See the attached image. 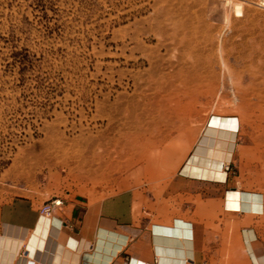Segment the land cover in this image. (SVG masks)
I'll use <instances>...</instances> for the list:
<instances>
[{
  "label": "rangeland",
  "instance_id": "rangeland-1",
  "mask_svg": "<svg viewBox=\"0 0 264 264\" xmlns=\"http://www.w3.org/2000/svg\"><path fill=\"white\" fill-rule=\"evenodd\" d=\"M250 1L0 0V206L168 196L220 123L238 132L229 176L262 183L264 9Z\"/></svg>",
  "mask_w": 264,
  "mask_h": 264
},
{
  "label": "crops",
  "instance_id": "crops-1",
  "mask_svg": "<svg viewBox=\"0 0 264 264\" xmlns=\"http://www.w3.org/2000/svg\"><path fill=\"white\" fill-rule=\"evenodd\" d=\"M237 134L210 125L168 196L67 193L54 218L40 214L49 198L13 197L0 206V264H264V181L226 170ZM164 151L169 174L178 150Z\"/></svg>",
  "mask_w": 264,
  "mask_h": 264
},
{
  "label": "built area",
  "instance_id": "built-area-1",
  "mask_svg": "<svg viewBox=\"0 0 264 264\" xmlns=\"http://www.w3.org/2000/svg\"><path fill=\"white\" fill-rule=\"evenodd\" d=\"M228 4L233 0H224ZM253 5L258 8L264 9V0H251ZM64 204V200L61 196H52L47 199L40 208L41 216L54 217V212L57 208L62 207Z\"/></svg>",
  "mask_w": 264,
  "mask_h": 264
},
{
  "label": "bare ground",
  "instance_id": "bare-ground-1",
  "mask_svg": "<svg viewBox=\"0 0 264 264\" xmlns=\"http://www.w3.org/2000/svg\"><path fill=\"white\" fill-rule=\"evenodd\" d=\"M239 4H241V3H239ZM236 6H237V4H236ZM241 6H242V4H241ZM241 6H238L237 7V12L239 13V14H241V12H242V8H241ZM121 141H120V139H118V140H116V143H120ZM141 156V155H140ZM97 157H98V159H97ZM97 157H96V159L97 160H99V164L101 165V166H103V164L105 163V161L103 160V155L102 154H97ZM154 157H150V159H151V161H152V159H153ZM135 156L133 155V157H131V158H129L128 160H126V161H122L121 159L120 160H118V162H116V163H112V162H109L106 166L108 167V169H112V170H122L123 168H125V167H127L128 165H131V164H133V162L135 161ZM136 172H137V170H136ZM123 181V180H122ZM96 215V214H95ZM52 218H54V217H52ZM51 223V222H50ZM51 225V224H50ZM105 244H106V241H105ZM184 244V243H183ZM100 247H101V245H99ZM175 246V245H174ZM105 247V246H104ZM167 247V246H166ZM101 254V253H100ZM95 255H97V253L95 254ZM98 256V255H97ZM91 257H92V255H91ZM96 257V256H95ZM99 257H100V255H99ZM103 259V258H102ZM28 260V259H27ZM100 260V259H99ZM97 261V260H96ZM103 261V260H102ZM35 263V262H34ZM38 264V263H37Z\"/></svg>",
  "mask_w": 264,
  "mask_h": 264
}]
</instances>
